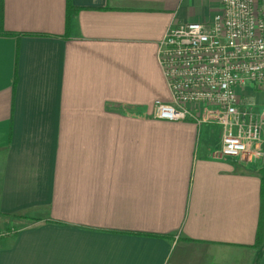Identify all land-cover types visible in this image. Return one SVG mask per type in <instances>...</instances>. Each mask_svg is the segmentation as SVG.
Returning a JSON list of instances; mask_svg holds the SVG:
<instances>
[{"label":"crops","instance_id":"1","mask_svg":"<svg viewBox=\"0 0 264 264\" xmlns=\"http://www.w3.org/2000/svg\"><path fill=\"white\" fill-rule=\"evenodd\" d=\"M220 2L0 0V264H264V153L152 115L167 27Z\"/></svg>","mask_w":264,"mask_h":264},{"label":"built area","instance_id":"2","mask_svg":"<svg viewBox=\"0 0 264 264\" xmlns=\"http://www.w3.org/2000/svg\"><path fill=\"white\" fill-rule=\"evenodd\" d=\"M170 100L155 119L217 126L215 159L264 153V119L245 89L264 92V0H221L209 22L170 24L157 49Z\"/></svg>","mask_w":264,"mask_h":264},{"label":"rangeland","instance_id":"3","mask_svg":"<svg viewBox=\"0 0 264 264\" xmlns=\"http://www.w3.org/2000/svg\"><path fill=\"white\" fill-rule=\"evenodd\" d=\"M254 94L256 95V98L259 99L260 102H261V104L263 105L264 104V92H255ZM144 109L146 110V107ZM255 110L258 113H260V115L264 119V107L260 108V110H258V109L255 108ZM216 146H218L217 143H216ZM263 151H264V148H263ZM226 158H231V157H226Z\"/></svg>","mask_w":264,"mask_h":264},{"label":"trees","instance_id":"4","mask_svg":"<svg viewBox=\"0 0 264 264\" xmlns=\"http://www.w3.org/2000/svg\"><path fill=\"white\" fill-rule=\"evenodd\" d=\"M66 22H67L66 24H67V27H68V26H69V22H70V21H69V17H67ZM261 184H262V186H263V190H264V181L261 180ZM258 235H259V233H258Z\"/></svg>","mask_w":264,"mask_h":264}]
</instances>
